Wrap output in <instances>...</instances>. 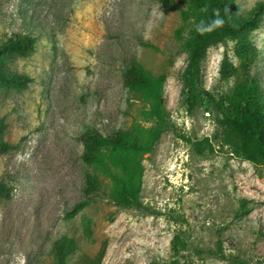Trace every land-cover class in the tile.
<instances>
[{
  "label": "rangeland",
  "instance_id": "obj_1",
  "mask_svg": "<svg viewBox=\"0 0 264 264\" xmlns=\"http://www.w3.org/2000/svg\"><path fill=\"white\" fill-rule=\"evenodd\" d=\"M259 1L227 0L235 19ZM197 16L193 0H0V45L35 38L0 58V264H264V160L236 155L222 124L250 83L264 114V12L192 72ZM133 61L158 85L161 119L124 85ZM87 128L141 149L94 169ZM86 171L101 180L87 199Z\"/></svg>",
  "mask_w": 264,
  "mask_h": 264
},
{
  "label": "trees",
  "instance_id": "obj_2",
  "mask_svg": "<svg viewBox=\"0 0 264 264\" xmlns=\"http://www.w3.org/2000/svg\"><path fill=\"white\" fill-rule=\"evenodd\" d=\"M198 13L195 26L187 40L189 51L188 69L196 71L210 45L219 41L225 35H235L248 26L255 24L259 14L264 12V0H260L253 8L251 14L244 18H233V11L227 0H193ZM35 38L21 35L10 39L0 45V58L11 53L25 56L32 50ZM124 85L131 88L150 102L152 115L161 119L163 116L162 101L157 83L149 77L141 66L133 61L126 69ZM262 103L255 94V85L250 83L248 88L240 92L237 105L232 117H226L222 124L226 125L233 138L234 153L242 159L258 163L264 160V114L261 111ZM242 112V113H241ZM238 113H241L239 115ZM83 142L82 162L94 169L105 166V155L114 149H141V146L132 139L115 134L104 136L96 129L87 128L81 133ZM101 180L96 173L85 172L84 197L87 199L93 193L100 190ZM7 190L0 186V197L5 196ZM82 200L74 206V209L88 204V200ZM118 203L129 207L135 203L132 192L123 187L118 196ZM243 202L240 203V211L237 214L245 215L250 212Z\"/></svg>",
  "mask_w": 264,
  "mask_h": 264
}]
</instances>
